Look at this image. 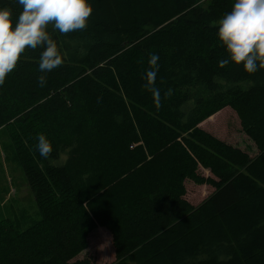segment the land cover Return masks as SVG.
Listing matches in <instances>:
<instances>
[{"label": "trees", "instance_id": "obj_1", "mask_svg": "<svg viewBox=\"0 0 264 264\" xmlns=\"http://www.w3.org/2000/svg\"><path fill=\"white\" fill-rule=\"evenodd\" d=\"M90 3L86 29L49 28L64 62L44 86L42 49L0 85V127L40 216L20 233L0 226V264H95L77 257L96 228L111 233L117 264H264V69L218 67V21L234 0ZM153 53L159 109L143 79ZM225 108L258 156L198 127ZM186 179L214 191L193 206Z\"/></svg>", "mask_w": 264, "mask_h": 264}, {"label": "clouds", "instance_id": "obj_2", "mask_svg": "<svg viewBox=\"0 0 264 264\" xmlns=\"http://www.w3.org/2000/svg\"><path fill=\"white\" fill-rule=\"evenodd\" d=\"M17 15L8 5L0 6V85L15 70L27 50L42 49L39 54L38 84L44 86L46 76L59 68L64 60L57 40L49 31L61 35L86 29L92 14L90 0H13ZM216 36L227 56L218 60V67L230 63L242 66L247 74L264 69V0H234L232 8L218 21ZM158 54L148 59L144 88L151 93L154 106L161 107V90L156 86L159 72ZM171 94V90L165 96ZM39 156L49 159L52 142L46 134L37 136Z\"/></svg>", "mask_w": 264, "mask_h": 264}, {"label": "rangeland", "instance_id": "obj_3", "mask_svg": "<svg viewBox=\"0 0 264 264\" xmlns=\"http://www.w3.org/2000/svg\"><path fill=\"white\" fill-rule=\"evenodd\" d=\"M205 132L238 148L249 157H256L259 151L253 141L242 131L235 111L221 109L218 113L204 120L198 126ZM8 131L0 127V226L8 232H23L39 224L40 216L25 176L14 159ZM205 176L208 171H201ZM185 199L193 206L199 205L213 191L209 186L184 180ZM100 193V192H99ZM98 193V194H99ZM77 258H89L95 264H117L112 246L111 233L104 228H96L88 233L87 246Z\"/></svg>", "mask_w": 264, "mask_h": 264}]
</instances>
